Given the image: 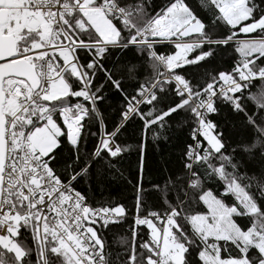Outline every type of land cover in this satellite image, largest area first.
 <instances>
[{"label":"snow or ice","instance_id":"snow-or-ice-1","mask_svg":"<svg viewBox=\"0 0 264 264\" xmlns=\"http://www.w3.org/2000/svg\"><path fill=\"white\" fill-rule=\"evenodd\" d=\"M199 5L209 20L188 0L159 8L153 0H0V264H264V0ZM114 50H134L151 70L138 79L140 63L129 62L134 94L105 64ZM222 54L231 67L211 69L207 80L193 84L183 74ZM99 73L123 96L111 132L99 110ZM166 89L176 99L157 107ZM221 106L254 137L226 136L211 118ZM179 112L189 129L181 167L163 186L152 184L163 203L144 212L150 190L138 145L131 241L122 237L123 251L113 252L105 232L128 209L93 204L76 186L92 183L97 161L111 172V158L131 147L116 142L124 121L138 117L144 139L149 131L156 139ZM89 120L101 125L92 150Z\"/></svg>","mask_w":264,"mask_h":264},{"label":"trees","instance_id":"trees-1","mask_svg":"<svg viewBox=\"0 0 264 264\" xmlns=\"http://www.w3.org/2000/svg\"><path fill=\"white\" fill-rule=\"evenodd\" d=\"M165 2L166 0H153L157 8L163 6ZM188 3L206 21L210 19L207 13L200 7L199 0H188ZM157 51L159 53H168L169 47L167 45H161L157 47ZM130 61L140 63V76L138 79H143L144 75L151 74L150 68L142 62L140 54L134 50L123 53L114 50V53L105 60V64L111 70L114 79L122 80V87L131 95L135 93L136 81L129 79L127 69ZM231 63V60L222 54L208 63L201 62L198 67L186 66L183 74L195 84L202 80H207V73L211 69L230 68ZM96 84L97 86L103 85L102 95H104L105 99L103 103L99 104V110L107 130L111 132L115 125L121 124L120 111L123 105V96L116 91L110 82L104 79L103 73L98 74ZM253 90L256 91V89ZM174 99L176 98L170 96L166 89L165 93L161 94V102L157 107L167 108L169 101ZM144 110L147 111V106H145ZM211 118L219 123L225 135L231 137L233 140L242 137H254L253 130L245 127L240 119L234 116L225 106H221L219 115H213ZM184 121L185 113L179 112L178 114H173L171 118H168L163 134L156 139L153 138L151 131L147 133V138L144 139L143 122L138 117L133 116L128 121H124L116 142L121 146L131 147L121 153L119 159L111 158L112 163L115 165V168L111 172L106 161H97L92 169V183L89 184L82 180L76 186L77 190L87 195L93 204L107 201L123 204L128 209L127 218L119 224L111 225L105 232L106 239L113 252L123 251V247L120 244L122 237L127 236L129 243L131 241V233L128 230L133 223L132 216L135 213L137 195L136 185L140 180V149L138 145L141 143L145 145L143 187L150 190L143 197L147 202L143 210L146 212L149 210V206L156 205L158 202L163 203L162 195L158 192L151 191L152 184L159 182L163 186L162 177H166L169 172H177L181 167V152L185 147V141L189 131ZM88 125L90 127H86L87 148L92 150L100 138L101 125L99 121L93 124L92 120L88 121ZM92 133H95V135L93 136ZM62 152L65 155L67 154V146L62 149ZM260 163L259 151H257L253 160V166L258 169ZM57 167L59 169L60 165L58 164ZM116 169L119 171H116ZM101 171L104 173V179L102 183H97L95 177ZM152 210H155V208ZM138 231L142 235L147 233V229L144 226H141ZM25 243L28 247H33L30 235L26 236ZM32 258L35 259L34 251Z\"/></svg>","mask_w":264,"mask_h":264},{"label":"built area","instance_id":"built-area-1","mask_svg":"<svg viewBox=\"0 0 264 264\" xmlns=\"http://www.w3.org/2000/svg\"><path fill=\"white\" fill-rule=\"evenodd\" d=\"M161 53H164V54H166V52H161ZM173 87H174V85H173Z\"/></svg>","mask_w":264,"mask_h":264}]
</instances>
